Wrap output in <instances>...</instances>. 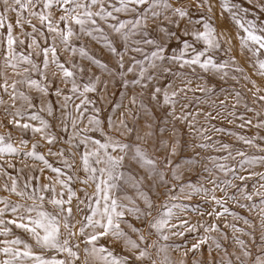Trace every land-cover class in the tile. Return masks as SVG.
<instances>
[{"label": "snow or ice", "instance_id": "1", "mask_svg": "<svg viewBox=\"0 0 264 264\" xmlns=\"http://www.w3.org/2000/svg\"><path fill=\"white\" fill-rule=\"evenodd\" d=\"M247 2L255 10L251 12V19L248 18L250 9L243 7L239 2L219 0V6L222 12L230 14L236 26L243 31L244 35L238 37L240 46L247 48L257 57L255 62L257 74L264 77V60L259 59L264 51V19H261V14H264V0H247ZM193 7L198 12L205 8L208 13L213 11L211 0H188L187 3L185 0H0V58L3 60L0 66V107H3L5 114L4 119L0 120V127L8 129L7 135L0 134V158H3L5 153L12 154L20 150L11 143L12 130L19 129L24 134L28 132L34 135L39 134L48 145L63 142L68 145L69 150L75 149L77 152L83 146L80 160L85 172L83 179L79 176L75 177L76 181L85 185V188L81 189L84 192V197L81 198L77 196L76 190L72 187L74 177L66 176L61 168L52 167L44 155L36 152L38 142L32 143V150L28 151L27 155L43 161L45 167L56 173V176L50 178L48 183L35 185L31 181L39 178L30 177L21 188L17 177L8 173L4 165H0V176H6L10 181V183L0 184V189L15 194L21 200L31 201V204H27L0 198V205H3L0 207V236L5 237L0 240V264H76V261L80 259L78 250L81 243L85 245L86 261L84 264H87V257L99 259L102 264H157V261L153 259V249L156 255L162 254L161 264H172L169 249L182 252L186 257L190 252H199L201 246L207 244L209 239H212L214 244V249L211 245L209 246V255H212L213 250L219 252L223 249L224 257L213 259L208 264H234L232 256H235L236 264H264V191H261L264 189V183L259 184L254 192L242 193L246 201H253L254 196L260 197L258 214L261 219V234L257 247L261 254L254 255L248 247V242L240 236H234L235 243L239 247V255L228 253L227 248H224L215 238L207 235L197 237L196 242L192 243L190 248L187 245L160 244L159 240L167 242L170 236L183 237L186 233L197 231V225L177 215L174 209H178L179 206L176 204L161 205L164 211L153 216V201L139 189L141 179H158L159 187L168 188L164 169L171 172L172 180L181 179L179 167L172 166V158L177 152L179 141L174 137L170 138L173 142L165 146V155L159 161L149 157L142 148L137 147L131 154V159L146 168L148 175L143 178H137L132 174L125 176L120 169L128 156V145L122 143L118 137L132 131L127 120H114L109 117L107 125L104 126V122L99 118L100 110L95 108V101L87 96V93L97 92L100 78H91L81 86L77 83V74L79 73L80 79H83L85 68L76 64H73L71 68L66 67L68 62H60L57 57V40H59L64 51L73 56L79 52L82 58L87 57L92 63L107 70V65L89 56L83 46L77 48L71 43L72 37L78 38L86 35L97 41H103L104 46L118 57L119 69H124L126 54L143 53V46H151L154 49L151 52V58L145 56V60H148L147 65L137 60L135 56L130 57L131 64L126 72L132 73L134 70L138 72L135 79L125 80L124 85L131 83L141 89H148L151 86L150 102L160 105L172 120L186 124L196 134H202L205 129L196 128L198 118L203 116L206 120H214L221 113L216 112L213 115L211 111H204L202 107L192 109L193 102L202 106L211 101L214 93V89L202 83H195L192 77L200 79L197 76V69H199L202 72L215 71L220 73L221 79L227 78L228 72L224 70L230 66L229 62H218L215 54L220 51H230V48L225 47L230 44V39H226L223 33L217 34L216 28L203 15L193 21L191 15ZM10 13L15 14L14 17L10 16ZM119 13L133 14V19L127 22L119 20L116 15ZM33 19L39 21L48 35L41 28H37ZM111 21L116 22L111 23ZM185 21L181 29L180 24ZM101 22L121 36L124 42L123 52H120L107 38ZM25 25L31 28L30 32L25 30ZM76 26L79 32L75 30ZM16 28L20 29L19 33L14 32ZM38 37L43 38L45 46L41 45ZM49 37L52 41L50 44L48 43ZM134 37H139V39H133ZM172 40L180 41L179 54H167L166 46L171 48L169 41ZM200 44L203 47H197ZM25 45L26 51H17ZM34 55L43 56L40 64L33 59ZM50 65H54L57 71L49 74ZM234 70L243 71L240 68ZM58 76L60 84L64 87L71 85L69 89L71 95L65 94L63 88L57 85ZM250 82L256 89L253 93L256 96V93L262 89L257 87L254 81ZM21 87L27 89V92L21 90ZM32 90L39 93L38 100L30 94ZM190 93L194 98L193 101L189 100ZM196 93H201L204 99L196 97ZM50 94L63 98L58 109L49 102ZM5 96L7 99L4 98ZM73 96H78L79 103L72 104ZM239 96L240 93L236 92L237 103ZM256 99L264 101V95L256 96ZM211 102L216 103V101ZM18 103L21 106H18ZM37 103L40 106L39 112H46L48 117L57 119L63 132L68 133L71 129V134L66 139L53 134L50 131L49 121L32 111ZM130 103L137 104L136 97H133ZM224 103V100L219 101L220 106ZM87 105L93 106L94 114L87 117V123H85L84 114L88 111ZM140 107H144L143 101L140 102ZM235 107L236 105H233V108ZM57 110L60 113L59 117L56 116ZM122 115L127 116L128 113H122ZM229 115H235V113H229ZM238 118L244 121L240 127L252 125V120H245L243 115ZM35 121L39 122L38 125L32 123ZM254 126L258 129L264 128V120ZM97 132L101 134V139L90 135V133ZM205 138L211 139V137ZM239 139L244 145L264 152V147L256 143L255 137L240 136ZM260 139L264 140V137ZM27 143L28 141L22 135L20 144L26 145ZM198 146L207 147L206 144ZM221 149H228V145H221ZM48 154L63 157L64 151L58 149L53 152L49 147ZM75 154L76 152H73V155ZM236 156L242 158V166L246 164L252 168L258 163L264 165V155L249 158L246 152L237 151ZM229 158L234 159L231 152H229ZM189 163L194 164L196 161H189ZM64 164L69 169L73 168V164H70L67 159L64 160ZM7 167L13 168L14 165L8 162ZM215 167L223 171L226 166L216 164ZM229 171L234 172L233 169ZM204 172L208 173L205 182L212 187H205V183L199 185L189 183L181 186L184 198L192 199L193 196L201 194L207 198L211 192L210 199L222 210L217 211L213 208L207 213L209 216H214L219 220L228 213L234 219L242 220L249 228L254 227L247 218L229 212L228 207L225 206L227 201L233 200L239 203V199L235 195L229 196L226 188L220 189L221 182L217 180L213 169L205 167ZM254 175H256L255 172L249 171L248 176L239 175L236 179L243 182ZM65 176L66 178H62ZM93 183L95 190L89 193L87 187ZM223 183L239 191L238 185L228 181ZM121 184H131L136 189L137 199L143 201V208L129 196L114 195V191ZM57 185L60 186L59 192ZM218 189L225 191V197L218 198L215 195ZM74 199L77 213L83 212L85 208L88 209V214L83 215L80 220L76 219L73 211ZM45 201L56 209L54 214L45 210ZM81 205L84 207L81 208ZM240 207H247L249 211L257 209L255 203L240 204ZM180 210L183 211V209ZM9 213L11 218H6V214ZM128 215H133L141 221L147 232L145 233L126 220ZM174 219L176 223L172 222ZM122 224L126 225L131 233L136 234V239H133L129 232L121 227ZM77 225H79L78 229ZM11 226L28 234L34 243H28L16 236ZM199 227H202L205 233L220 231L216 223L207 226L200 224ZM225 227L229 225L225 224ZM231 228L233 233L247 235L253 242L256 241L252 232L238 227L235 223L231 225ZM153 234L158 239L148 243L149 237ZM77 236L82 239L74 244L72 240ZM102 238H108L112 243L122 242L126 254L124 252L115 253L113 249L100 244L99 241ZM222 238H226V234H222ZM34 248L40 249V252L38 253ZM45 252L55 254L46 257L43 254ZM60 255H63V258H58ZM180 264H184V261L182 260ZM193 264H200V262L193 260Z\"/></svg>", "mask_w": 264, "mask_h": 264}, {"label": "rangeland", "instance_id": "2", "mask_svg": "<svg viewBox=\"0 0 264 264\" xmlns=\"http://www.w3.org/2000/svg\"><path fill=\"white\" fill-rule=\"evenodd\" d=\"M187 3L188 0H185ZM234 2H239L243 7L250 9L249 19L252 18L251 12L255 11L252 9V5L247 2V0H234ZM213 4L212 13H208L207 9L197 11L195 7L191 10V15L193 21L199 19L200 16H204L206 19H209L213 26L216 28L217 34L223 33L226 39H230V44L225 45V47L230 48V51H220L215 54V59L218 62L228 61L229 67L224 71L228 72V77L221 79L220 73L215 71L202 72L197 69V76L192 77L195 83H202L204 86L214 89V93L211 97V101H216L213 104L209 101L206 104L197 105L194 102L192 103V109H199L202 107L204 111H211L213 115L216 112H220V116L214 120H206L203 116L198 118V123L196 128H203L202 134H196L193 130L189 129L186 124L176 122L172 120L170 116L166 114V111L155 102H150L149 93L151 91V86L148 89H141L139 86H133L129 83L127 86L124 85V81H132L136 78L138 70H134L132 73H127L126 69L131 64L130 57L135 56L137 60L142 61L145 65L148 64V60H145V56L151 58V52L154 50L151 46H143V53H128L125 55V67L124 69H119L118 67V57L113 55L107 47L104 46L103 41H97L92 39L89 36L81 35L78 38L72 37L71 43L77 48L83 46L88 52L89 56L94 57L96 60H99L103 64L107 65V70L99 67L98 65L92 63L87 57H81L79 52L74 56L69 52L63 50V46L59 44L57 40V57L60 62L67 61L66 67H72L73 64L82 66L85 68L83 73V79H80V74H77V83L81 86L88 82L89 79L94 77L100 78V83L97 85V92L87 93L89 99L95 101V108H98L99 118L104 122V126L107 125V120L109 117H112L114 120L126 119L129 127L132 129L126 135L118 137L122 143L128 145V156L123 162V166L120 171H122L125 176L132 174L137 178H143L148 175L147 169L141 167L137 162L131 159V154L135 151L137 147L142 148L149 157L155 158L158 161L163 158L165 155V146L172 143L173 138L179 141L177 152L172 158V166L179 167L181 170V179L172 180L171 172L167 169H164L165 180L168 183V188L159 187L160 181L158 179H141L139 184V189L141 192L145 193L151 198L154 204L153 216H157L158 213L163 212L164 209L161 208L163 204H176L179 206L178 209H174L177 212V215L181 219H187L191 224L197 225V231L192 233H186L183 237L170 236L169 241L159 240L160 244H175V245H187L191 247L192 243L196 242V238L200 236H210L215 238L216 241L221 243L224 248H227L228 253H236L239 255V247L236 245L234 236H240L241 239L248 242V247L254 253V255L261 254L260 249L257 247L259 244L260 237V223L261 219L258 214V208L260 205V197L254 196L253 201H246L243 198L242 193L254 192L259 184L264 183V165L256 164L254 167L249 168L248 165L244 164L242 166V158L236 156L237 151H244L247 153L248 157L253 156H262L264 152H259L256 148L246 146L239 139L240 136H245L247 138H256V143L264 147V140H261L260 137H264V128H256V125L259 121L264 120V101H258L256 96L264 95V77L257 74V67L255 62L257 57L253 55L247 48H242L240 46L239 36H243L244 33L239 29L231 16L227 12H222L219 6V0H211ZM10 16L14 17L15 14L10 13ZM26 15V13H25ZM59 15V13H57ZM119 20L122 21H131L133 19V14L129 13H119L116 14ZM261 19H264V14H261ZM116 21H111L115 23ZM33 23L36 24L37 28L45 31L40 25L38 20L33 19ZM185 22H181L180 28L184 27ZM63 27V24H61ZM101 27L104 28V33L109 40L118 48L120 52L124 51V42L121 36L114 31H112L106 24L101 22ZM197 27H200L197 25ZM26 31H31V28L25 25ZM79 32L78 26L75 29ZM202 30V29H201ZM15 33H19L20 29H14ZM182 35V33H178ZM42 46H45L44 40L41 37H38ZM133 39H139V37H134ZM27 43V41H26ZM48 43H52L51 38L49 37ZM172 45L171 48H167L166 52L168 55L179 54V43L178 40L169 41ZM197 47H203L202 44L197 45ZM252 47H256L252 45ZM17 51H26V45L20 47ZM234 58V63H233ZM33 59L40 64L43 60V56L36 57L33 56ZM259 59L264 60V51H262ZM3 60L0 58V66H2ZM240 68L243 69L242 72H236L234 69ZM49 74L52 71H57L54 65H50ZM11 73V69H9ZM121 73H124L123 75ZM18 78V77H17ZM38 78V77H34ZM250 81H254L257 87H260L262 91L256 93V96L253 95L256 92V89L253 87V84ZM166 83V81H162ZM57 85L63 88L64 93L71 95L69 89L71 85L64 87L60 84L59 76L56 80ZM21 90L27 92V89L21 87ZM239 92L240 96L238 98L239 102L237 103V98L235 93ZM34 99L38 100L39 93L35 90H32L30 93ZM136 97L137 104L133 105L130 103L131 99ZM196 97L204 99L201 93H196ZM7 99V97H4ZM192 94H189V100L193 101ZM48 100L54 106L59 107V104L62 103L63 98H57L54 94L48 96ZM224 100L225 103L223 106H220L219 101ZM143 101L144 107H140V102ZM79 103L78 96H73L72 104ZM233 105H236L233 108ZM18 106H21L18 103ZM39 104L37 103L36 108L32 111L37 112L42 118L49 121L50 131L57 135L58 137L66 139L71 134V129L68 133H65L61 130L58 120L48 117L46 112H39ZM88 111L84 114V122L87 123V117L93 115V106L87 105ZM252 109V111H248ZM71 110V105H70ZM235 113V115H229V113ZM122 113H128L127 116H123ZM3 107H0V120L4 119ZM60 113L57 110L56 116L59 117ZM241 115L244 116L245 120H252V125H245L240 127L244 121L240 120L238 117ZM7 123V121H5ZM38 125V121L32 122ZM10 127V126H9ZM217 129L219 131H217ZM8 129L0 127V134L7 135ZM28 141L26 145L20 144L21 136ZM96 139H101L100 133H90ZM205 137H211V139H206ZM37 143L36 152L38 154L44 155L46 160L52 167L61 168L62 171L67 175H72L74 177L72 182V187L77 192V196L83 198L84 192L81 189L85 188V185L80 184L75 180L76 176H79L81 179L85 177V172L82 169V163L80 160V152L83 151V146L77 152L75 149H68V145L63 142L56 145H48L44 140L40 138L39 134H32L28 132L26 134L21 133L19 129L12 130L11 143L14 147H18L20 150L16 153L8 154L5 153L3 158H0V165H4L7 172L12 176L17 177L19 186L22 188L23 184L30 177H38V180H32L31 183L35 185L48 183L50 178H54L56 173L52 172L50 168L45 167L44 162L27 155L28 151H31L32 143ZM206 144L207 147L201 148L198 145ZM221 145H228V149H221ZM51 147L53 152H56L58 149L64 151L63 157H58L55 155L48 154V148ZM73 152H76L73 155ZM229 152H231L233 158H229ZM67 159L70 164H73V168L69 169L65 166L64 160ZM189 161H196V163L191 164ZM10 162L14 165L13 168H8L7 163ZM216 164H224L225 170L220 171L215 167ZM208 167L213 169L215 176L218 181H220V189L227 190L229 196L235 195L239 199V203H236L233 200H228L225 204L228 207L230 213H236L238 216L247 218L254 227L249 228L243 223L242 220L234 219L232 215L226 213L219 220L215 219L214 216H209L207 213L212 211L215 208L217 211L222 209L219 206L215 205L214 202L210 199L212 193L208 194V197L205 198L203 194L195 195L192 199L184 198L181 193V186H186L191 183L194 185H199L200 183H205V187L211 188L210 184L205 182V177L208 176V173L204 172V168ZM43 169V172H41ZM233 169V171H229ZM249 171L255 172L256 175L252 176L250 179H247L243 182L236 179L239 175L248 176ZM235 173V174H234ZM62 177V178H66ZM224 181L231 182L232 184L239 186V191L235 187H228ZM4 182H9L6 176H0V184ZM57 191H60V186H56ZM169 188L171 190H169ZM95 190V184H91L90 187H87V191L92 193ZM264 191V189H261ZM114 195L117 197L129 196L136 200V203L141 208L144 207L143 201L137 199V191L131 186V184H121V186L114 191ZM215 195L218 198L225 197V191L216 190ZM0 198L8 199L12 202H20L31 204V201L21 200L15 194L4 192L0 189ZM257 205V209L249 211L247 207L241 208L240 204H253ZM76 200H73V211L76 215V219L80 220L83 215L88 214V209H84L83 212H76ZM3 207V205H0ZM84 206L81 205V208ZM44 208L50 213H55L56 209L45 201ZM180 209H183L181 211ZM6 218H11V214H6ZM126 220L132 223L137 228H140L145 233L147 232L145 225L141 221L137 220L135 216L128 215ZM176 223L174 219L172 221ZM216 223L220 231L205 233L202 227H199L200 224L211 225ZM235 223L238 227L244 228L246 231L252 232L256 241L253 242L251 238L247 235H242L239 233H233L231 225ZM225 224L229 227H225ZM13 232L16 236H19L22 240H25L28 243H34L31 237L28 234L22 232L19 229H16L14 226ZM122 228L125 231L129 232V235L133 239H136V234L130 232L126 225L122 224ZM79 225H77V229ZM63 231V229H62ZM167 231V230H166ZM174 231V230H173ZM222 234H226V238H222ZM5 239L4 236H0V240ZM82 237H74L72 242L78 243ZM158 237L153 234L148 239V243L157 240ZM100 244L105 245L115 251V253L125 252L122 242L112 243L108 238H102L99 241ZM212 246L214 249V244L212 239H209L207 244L201 246V249L197 253H188L185 257L182 252L173 251L169 249V256L172 261V264H180L183 260L184 264H193V260H198L200 264H208L209 261L213 259H222L224 257L223 249L219 252L213 250L212 255H209V246ZM85 245L80 244L79 256L80 259L76 261V264H84L86 261L84 253ZM38 253L40 249L34 248ZM153 251V259L157 261V264H161L162 254L156 255L155 249ZM46 257L54 255V252H45L43 253ZM58 258H63V255L58 256ZM234 264H236L235 256H232ZM87 264H102L99 259L93 257H87Z\"/></svg>", "mask_w": 264, "mask_h": 264}]
</instances>
